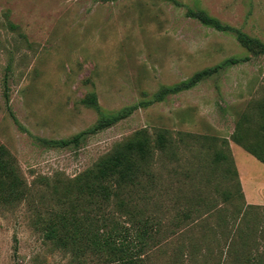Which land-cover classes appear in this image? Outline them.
Wrapping results in <instances>:
<instances>
[{
    "label": "rangeland",
    "instance_id": "obj_1",
    "mask_svg": "<svg viewBox=\"0 0 264 264\" xmlns=\"http://www.w3.org/2000/svg\"><path fill=\"white\" fill-rule=\"evenodd\" d=\"M176 1L0 0V144L30 188L22 201L0 203V264H123L57 247L35 219L54 204L45 180L75 176L141 128L172 137L143 189V239L113 205L97 226L116 224L115 243L128 253L143 244L141 264H264V164L231 139L243 114L257 126L264 53L188 14L203 9L264 42V0ZM231 56L248 59L138 105L78 146L35 139L91 126L98 113L82 101L89 92L104 111L118 110ZM218 151L227 158L216 160Z\"/></svg>",
    "mask_w": 264,
    "mask_h": 264
},
{
    "label": "trees",
    "instance_id": "obj_2",
    "mask_svg": "<svg viewBox=\"0 0 264 264\" xmlns=\"http://www.w3.org/2000/svg\"><path fill=\"white\" fill-rule=\"evenodd\" d=\"M177 3L176 0H166ZM189 16L203 25L215 30L233 33L237 41L248 50L264 53V42L259 38L221 22L203 9L188 10ZM248 57L231 56L221 63L197 70L191 76L172 85L161 86L153 97L141 100L140 103L124 106L114 111H104L98 103L97 95L89 92L82 100L84 104L95 109L98 118L89 127L80 130L70 137L49 139L37 137L45 145L60 147L78 146L89 135L97 133L130 115L138 105L146 106L154 101H161L167 94L177 93L196 85L198 82L217 73L222 67L234 65L247 60ZM256 128L249 125L250 114H243L236 120L231 139L264 164V95L255 101ZM172 147V137L165 128L155 131L152 137L145 128L136 130L125 140L113 144L99 156L89 167L73 177L53 181L45 180L44 186L49 199L54 203L46 216L37 215L35 223L43 231V236L62 249L76 252L90 251L114 255L117 262L123 264H141L140 254L143 244L128 253L127 248L117 245L113 229L107 231L97 226V221L109 215L120 213L133 219L136 230L143 239V189L154 183V166L158 153L167 152ZM218 151L215 159H226ZM239 185V184H238ZM29 186L19 172L9 150L0 144V203L13 204L25 199ZM240 194L243 195L242 190ZM113 208L111 210V206ZM135 220V221H134ZM134 223V224H135ZM103 221L102 224L104 225ZM146 231V230H145ZM144 231V232H145Z\"/></svg>",
    "mask_w": 264,
    "mask_h": 264
},
{
    "label": "crops",
    "instance_id": "obj_3",
    "mask_svg": "<svg viewBox=\"0 0 264 264\" xmlns=\"http://www.w3.org/2000/svg\"><path fill=\"white\" fill-rule=\"evenodd\" d=\"M242 183H243V182H242ZM243 191H244V188H243ZM244 193H245V192H244ZM245 197H246V195H245ZM255 201L257 202V200H254V202H255Z\"/></svg>",
    "mask_w": 264,
    "mask_h": 264
}]
</instances>
